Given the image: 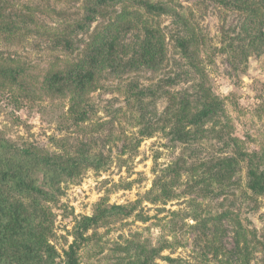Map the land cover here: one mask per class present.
<instances>
[{
    "label": "rangeland",
    "instance_id": "1",
    "mask_svg": "<svg viewBox=\"0 0 264 264\" xmlns=\"http://www.w3.org/2000/svg\"><path fill=\"white\" fill-rule=\"evenodd\" d=\"M90 1L0 0V138L54 165L77 160L57 169L50 196L2 187L33 222L34 261L47 245L64 258L82 216L122 205L127 215L86 232L77 264H264V188L250 190L248 174L264 173V4L149 0L170 10L150 13L119 0L73 31ZM142 25L164 40L154 72L123 69ZM106 26L116 73L103 70L79 100L48 90L46 78ZM201 83L216 110L191 124L183 114L200 106ZM20 240L6 245L5 264L20 263Z\"/></svg>",
    "mask_w": 264,
    "mask_h": 264
},
{
    "label": "trees",
    "instance_id": "2",
    "mask_svg": "<svg viewBox=\"0 0 264 264\" xmlns=\"http://www.w3.org/2000/svg\"><path fill=\"white\" fill-rule=\"evenodd\" d=\"M119 0H91L85 8V13L78 22L77 26L73 25V31H81L89 25L99 9L107 4H111ZM223 5H235L240 0H213ZM242 1V0H241ZM264 4V0H252ZM131 3L142 8L145 12L150 13H168L169 8L162 3H154L149 0H131ZM246 9V8H244ZM112 27L106 26L103 31L93 36L91 43L78 60L74 61L63 72H52L46 78V87L58 95H71L74 99H81L86 89L94 83L98 75L108 69L109 73H116L120 67L114 59V50L116 47L117 37L112 35ZM143 37L140 42L136 56L124 63L123 69L131 71L139 67L148 69L149 71L159 70L163 60L165 59L164 40L161 33L151 26L142 25ZM69 40L62 42L63 47H67ZM190 40L177 41V47L180 54L188 58L190 57ZM192 63V61H191ZM12 71L9 70V73ZM209 88L204 83L200 85V97L196 98L200 106L195 108L193 113H184L183 117L188 119V123H196L211 117L216 108L209 102H203V97L207 94ZM213 93L209 92L212 96ZM188 98L185 101L188 102ZM178 110H176V113ZM180 112V108H179ZM178 112V114H179ZM164 125L160 130L164 131ZM182 132V133H181ZM169 133L175 135L183 134L180 129L169 128ZM149 135V134H147ZM142 138L136 139L134 144H140ZM10 141L0 138V264H5L4 258L5 247L12 239H21L16 242L21 245L23 256H20L18 264H77V253L85 241L86 232L95 226L102 217H113L116 215H127L128 208L122 205H111L98 213L85 215L76 224L73 232V240L64 250L63 257L60 258L58 252L50 246H45L44 259L34 261L39 257V248L34 247L38 242L34 241L33 222L28 214L21 210L9 196L5 194L2 187H12L20 195H35L40 197L50 196L51 186L54 185V178L58 176V170L70 169L77 164L76 159H69L62 166L50 163L48 158H43L33 154L28 150L14 148ZM248 174L250 177L249 188L252 191H262L264 188V173H257L250 165ZM36 248V249H35ZM33 261V262H32Z\"/></svg>",
    "mask_w": 264,
    "mask_h": 264
}]
</instances>
